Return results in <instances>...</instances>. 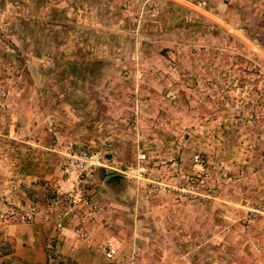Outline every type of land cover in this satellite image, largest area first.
I'll list each match as a JSON object with an SVG mask.
<instances>
[{"label": "rangeland", "instance_id": "1", "mask_svg": "<svg viewBox=\"0 0 264 264\" xmlns=\"http://www.w3.org/2000/svg\"><path fill=\"white\" fill-rule=\"evenodd\" d=\"M70 143L121 166L201 153L213 192L179 204L101 173L93 239L50 224L47 264H264V0H0L1 163L54 169Z\"/></svg>", "mask_w": 264, "mask_h": 264}, {"label": "built area", "instance_id": "2", "mask_svg": "<svg viewBox=\"0 0 264 264\" xmlns=\"http://www.w3.org/2000/svg\"><path fill=\"white\" fill-rule=\"evenodd\" d=\"M58 154L62 182L47 189V197L41 205L32 202L18 205L8 215H17L22 223L40 216L45 224L63 227L85 242L93 239L95 223L103 211L93 188L94 174L99 169L118 173L150 196L168 193L179 204L205 200L213 192L208 175L209 163L201 153L194 154L187 163L181 157L160 161L147 150H141L125 170L117 167L111 153L100 149L70 143ZM46 249L51 253L55 250V237L47 240ZM101 254L106 261L112 262L118 252L109 244L101 248ZM131 264L136 263L132 261Z\"/></svg>", "mask_w": 264, "mask_h": 264}, {"label": "crops", "instance_id": "3", "mask_svg": "<svg viewBox=\"0 0 264 264\" xmlns=\"http://www.w3.org/2000/svg\"><path fill=\"white\" fill-rule=\"evenodd\" d=\"M82 146L98 149V147L88 143ZM29 155L30 153H12L8 160L3 158L7 161L6 163H1L0 160V166L4 167L3 171L0 170V215L13 209L16 210L18 205H24L30 202L41 205L44 199L47 197V189L49 187L59 185L62 182V173L57 164L55 165L54 169L48 165H46V167L44 166V169L43 167L37 168V171L35 169H29L27 165V162L29 161L27 157ZM0 157H2L1 153ZM120 164V161H116V165H118L117 167L125 170L126 167L132 164V162L124 166H121ZM101 173L102 183L107 181L109 183L111 182L115 184L118 183L121 178L126 179L118 173L109 171L107 169H99L96 171L94 178L97 175H101ZM9 178L14 179V181H10L15 185L12 188H7L8 186L5 185L10 180ZM126 180L134 187L138 189L141 188L134 185L132 181H129L128 179ZM42 181H46V183ZM95 186L96 185L94 183V189L96 188ZM44 187L46 189V196ZM25 189L28 190L26 191ZM39 224L41 225V222L39 221L38 217L27 223L20 222L17 215L9 217L5 221L0 219V242H9L11 250V254L4 256L0 255V264H4L6 261H8L10 256L14 257L12 258L13 260L20 262H30L37 264L48 263V250H46V252L44 251V245H42L41 236L42 234L46 235V230L49 227L51 229H53V227L47 224L45 227H42ZM62 229V227H59L58 229L60 235V237L58 236V240L61 239L62 235L64 236L66 234L65 232L62 233ZM60 231L62 234H60ZM78 255L82 259V257H86V252L81 251V255ZM91 262L92 263L90 264H98L93 259ZM162 262H165V260H162ZM186 264L191 263L188 262Z\"/></svg>", "mask_w": 264, "mask_h": 264}, {"label": "trees", "instance_id": "4", "mask_svg": "<svg viewBox=\"0 0 264 264\" xmlns=\"http://www.w3.org/2000/svg\"><path fill=\"white\" fill-rule=\"evenodd\" d=\"M4 264H11V261H6Z\"/></svg>", "mask_w": 264, "mask_h": 264}]
</instances>
